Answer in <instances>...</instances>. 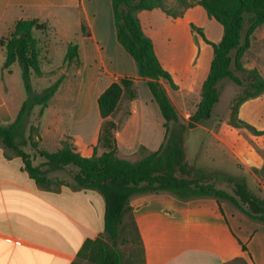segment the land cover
Here are the masks:
<instances>
[{"label": "crops", "instance_id": "0c3cea01", "mask_svg": "<svg viewBox=\"0 0 264 264\" xmlns=\"http://www.w3.org/2000/svg\"><path fill=\"white\" fill-rule=\"evenodd\" d=\"M20 20L46 25L43 31H33L42 76L33 74L31 80L54 83L61 79L41 116L40 149L54 144L57 151L66 140L77 153L90 158L114 144L119 158L136 161L140 150L148 154L160 148L166 121L147 81L139 77L135 61L117 40L112 0H0V125L14 122L26 98L23 86L13 87L5 79L11 67L3 70L5 49L1 45ZM69 44L78 47V58L71 64L64 60ZM121 79L131 85L123 90L114 112L103 119L97 99ZM67 86L71 93L65 94ZM175 86L172 89L163 83L180 121L188 124L197 105L183 111L172 95L180 89ZM255 98H264V92ZM65 100L71 103L66 125L56 121L58 113L44 124L50 104L61 105ZM230 112L215 130L204 123L209 118L184 132L186 159L204 175L210 171L243 178L254 193L255 184L260 183L256 194L264 198V143L259 144L264 129L249 124L261 132L255 134L234 127ZM169 126L176 128L173 123ZM243 130L252 135L242 139ZM209 137L229 156L228 161L206 165L201 160ZM58 171L63 170L49 177L56 180ZM129 208L123 226L127 220L131 224L141 264H264V223L251 219L228 200L146 192L132 196ZM104 212L98 191L65 185L58 190L42 188L23 169L19 157H8L0 147V264H72L85 241L106 240Z\"/></svg>", "mask_w": 264, "mask_h": 264}, {"label": "trees", "instance_id": "16d2710c", "mask_svg": "<svg viewBox=\"0 0 264 264\" xmlns=\"http://www.w3.org/2000/svg\"><path fill=\"white\" fill-rule=\"evenodd\" d=\"M176 2L182 8L181 11L167 9L162 0H112L117 40L135 61L139 77L147 81V86L166 121L165 142L157 151L150 152L137 161L119 158L114 144L108 151L87 158L77 153L66 140L61 142V147L57 151L48 152L38 149L31 136L25 139L24 130L32 110L39 107V116H42L61 79L40 93L34 91L31 83L33 74L42 76L40 49L33 31L45 30L44 23L38 20H20L15 24L9 37L1 40V45L5 49L3 70H9L14 63L19 64L26 98L14 122L0 125V147L7 151L8 157L11 155L19 157L23 169L42 188L58 190L65 185L75 190H95L103 196L106 240L89 239L84 242L78 253V260L87 258L89 264L122 263L123 254L118 248V239L124 231L123 220L130 210L129 201L136 194L169 192L181 199L199 196L225 199L251 219L264 223V198L249 190L243 178L223 174L231 188L230 190L218 188L213 182L203 178L205 172L202 169L189 164L184 149V132L194 124L210 118L211 110L219 98L218 85L225 80L243 88L231 105L230 124L261 134L238 118V110L246 100L264 92V78L257 69L243 63L244 56L251 47V36L258 27L264 25V0H176ZM195 5L201 6L209 18L223 27V36L218 45L212 44L213 58L209 74L202 85L201 101L190 117V122L184 125L167 96L163 83L172 89H176V86L171 75L159 62L154 46L145 35L136 13L160 9L165 15L176 18ZM246 20L248 27L243 37ZM198 33L206 43L211 44L201 31ZM77 58V45L69 44L65 62L71 64ZM236 72L248 75L249 82L246 87ZM130 85L131 81L121 79L113 82L98 97L101 118L105 119L114 112L123 90ZM170 123L176 125V128L171 129ZM28 142L43 159L38 165H34L33 158L23 150ZM67 167L74 170L73 184L49 177V173ZM78 260L72 264H80Z\"/></svg>", "mask_w": 264, "mask_h": 264}, {"label": "rangeland", "instance_id": "374dc122", "mask_svg": "<svg viewBox=\"0 0 264 264\" xmlns=\"http://www.w3.org/2000/svg\"><path fill=\"white\" fill-rule=\"evenodd\" d=\"M162 1L167 9L177 12L182 10L176 0ZM136 17L139 19L145 35L151 40L159 62L171 75L174 85H179V91L172 92L173 97L179 102L183 111L192 109L195 104L198 105L201 101L202 85L209 74L213 58L212 44L218 45L220 43L223 36V27L214 19L209 18L205 10L199 5L186 10L176 18L167 17L160 9L138 11ZM246 19H248L247 16ZM247 27L248 22L246 20L242 33L243 37ZM198 31H201L211 44L206 43ZM243 63L250 68L257 69L260 76L264 78V25L258 27L251 36V47L246 52ZM10 70L11 73L5 79L13 87H22L23 83L19 64H13ZM232 70H234V66H232ZM54 72L57 73L59 71ZM235 74L244 81V86L246 87L249 82L248 75L241 72H236ZM193 82L194 85L192 86ZM31 83L36 93H40L52 84L46 80H37L36 78H33ZM71 88L73 89V87ZM218 89V102L211 110L210 119L204 122L209 128L214 130L218 128L220 122L226 119L229 111H231L230 108L233 101L242 92L243 88L232 81L225 80L219 83ZM69 90L70 86L64 88L65 94L71 93ZM70 107L71 103L66 100L61 105L52 102L48 107L44 124L52 119V114L58 113L59 116L56 117V121L65 122L63 124L66 125ZM238 118L246 121L248 124H254L259 129H264V98L254 97L246 100L239 108ZM181 123L187 124L183 120H181ZM40 131L41 116H39V107H35L27 119L24 138L28 139L31 136L32 141L36 143L38 149L41 146V140L37 138ZM246 135H252V132L243 130L241 134L242 139H245ZM206 143L207 148L201 155V160L206 165L228 161L229 156L222 152L220 146L211 137L206 140ZM263 143L264 139L259 141L260 145ZM44 149L48 152L56 151L54 144L44 146ZM23 150L33 158L34 165H38L43 161L29 142L23 147ZM146 154L147 152L140 150L138 156L135 157L136 161ZM73 175L74 170L66 168L63 171L57 172L56 176L58 177L56 180L73 184ZM203 178L206 180L210 179L216 186H224L227 190L231 188L226 178L217 174L213 175L210 171ZM259 186H261L260 183ZM259 186L255 184V193L260 189ZM124 227L125 229L118 239V248L125 257L123 264H141L138 244L128 220ZM78 261L80 264H89L87 258H81ZM236 264L241 263L237 262Z\"/></svg>", "mask_w": 264, "mask_h": 264}]
</instances>
